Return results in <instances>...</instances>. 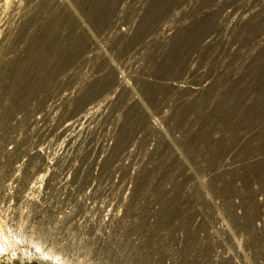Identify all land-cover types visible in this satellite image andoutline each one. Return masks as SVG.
<instances>
[{
    "label": "rangeland",
    "instance_id": "obj_1",
    "mask_svg": "<svg viewBox=\"0 0 264 264\" xmlns=\"http://www.w3.org/2000/svg\"><path fill=\"white\" fill-rule=\"evenodd\" d=\"M170 228L172 263L264 264V0H0V264H144Z\"/></svg>",
    "mask_w": 264,
    "mask_h": 264
},
{
    "label": "built area",
    "instance_id": "obj_2",
    "mask_svg": "<svg viewBox=\"0 0 264 264\" xmlns=\"http://www.w3.org/2000/svg\"><path fill=\"white\" fill-rule=\"evenodd\" d=\"M118 177L115 176V179H114V185L115 187H113V190H114V195L116 196L118 193L121 197V203L119 206H117L115 209H114V212H113V218L114 219H117L119 216H121L123 213L124 214H127V211L128 210H131L132 206L131 204H127V200L126 198L129 196L130 194V188H127L126 191H124L123 189V179L121 180H118L117 179ZM70 181H67V180H64V183L63 185H61V188L63 187V189L57 191V192H53L54 193V196H55V202H64L65 199H66V196H67V191L66 189L68 188V184H69ZM36 184L35 185H32L31 188L33 191H36L38 188H40L41 186L37 183V181L35 182ZM97 186V182L96 181H93L91 182V186L86 189L85 188V191L83 190V193L81 195V197H85L86 196V193L88 195V193L91 191V190H94V188ZM91 193V192H90ZM94 195H97L96 192H93ZM114 196V197H115ZM80 200L82 201V199L80 198ZM151 204V200L146 202L145 203V206H143V211H142V214L139 215L138 218H141L142 220H145L147 223H149L152 219V216L154 215L153 213L151 214L150 211L148 210V207L149 205ZM152 215V216H151ZM156 231H153L152 233H155ZM140 235H143L144 237H146V239H143L142 240V245H143V250L144 252L146 253V260H145V263L144 264H150L149 262H151V258L148 254L149 251H153V252H163L162 253V264H183L182 261L181 263H178V262H170L169 259H167V257H170L169 255H174V254H180L182 255V252H183V248L181 246V241L177 239V232L176 230H172L171 228L169 229L168 231V235H169V244H168V247H165V246H155L156 242L153 240V239H150L149 242L147 243V238L149 237V234L148 233H144V232H139ZM174 234V238H172V235ZM132 236H133V232H132ZM129 252H134L136 250H132L129 248L128 250ZM139 252V251H138ZM140 253V252H139ZM133 254L131 256V262L134 263V259H133ZM164 258V259H163ZM189 259H186L185 258V264H195V260H194V257L192 254L189 255ZM129 264H131L129 262ZM137 264H142L141 263V255L139 256L138 258V261H137ZM198 264H215L214 262H200Z\"/></svg>",
    "mask_w": 264,
    "mask_h": 264
},
{
    "label": "bare ground",
    "instance_id": "obj_3",
    "mask_svg": "<svg viewBox=\"0 0 264 264\" xmlns=\"http://www.w3.org/2000/svg\"><path fill=\"white\" fill-rule=\"evenodd\" d=\"M91 111H92V110H91ZM35 184H36V183L34 182L32 185H35ZM32 185H31V186H32Z\"/></svg>",
    "mask_w": 264,
    "mask_h": 264
}]
</instances>
